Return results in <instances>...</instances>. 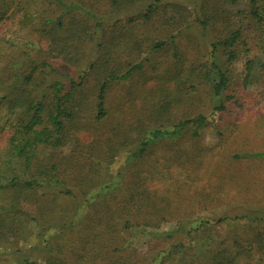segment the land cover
Returning <instances> with one entry per match:
<instances>
[{
    "label": "trees",
    "instance_id": "obj_1",
    "mask_svg": "<svg viewBox=\"0 0 264 264\" xmlns=\"http://www.w3.org/2000/svg\"><path fill=\"white\" fill-rule=\"evenodd\" d=\"M97 1L103 6L95 8L89 0H28L26 6L22 0H0V27L11 34L7 39L0 34V243L15 244L10 237L30 233L40 240L48 264H132L121 254V244L127 232L137 231L164 241L179 235L187 239L140 264H264L262 219L256 248L240 243L235 232L231 239H214L212 224L225 218L193 219L181 204L177 210L168 198L160 203L146 186L152 174L143 169L154 166L158 146L168 141L167 172L171 161L195 164V154L182 143L199 135L207 120L201 114L173 117L174 110L189 105V79L208 85L219 98L216 110L222 111L223 101L231 99L223 93L232 65L244 54L257 53L243 63V86L263 71L264 0H207L189 10V29L212 36L207 55L167 71L164 82L152 85L144 72L150 52L138 58L140 39L133 28L98 36L97 30L104 18L138 3L143 4L140 23L148 22L163 8L160 1ZM22 33L47 47L39 50L43 61L33 57L28 65L20 51L12 57L4 50L18 48L10 38ZM95 40L102 51L89 53L86 67L73 70L75 64H62L60 72L66 75L49 77L56 69L48 61L78 57L79 62L80 54L86 56L85 45ZM165 44L153 40L151 50ZM173 54L178 58L175 44ZM177 76L180 85L174 83ZM117 85L128 98L108 101ZM234 157L264 161L263 153ZM171 219L174 228L159 233L161 223ZM193 221L198 222L194 227ZM25 256L20 255L21 263L33 264Z\"/></svg>",
    "mask_w": 264,
    "mask_h": 264
},
{
    "label": "rangeland",
    "instance_id": "obj_2",
    "mask_svg": "<svg viewBox=\"0 0 264 264\" xmlns=\"http://www.w3.org/2000/svg\"><path fill=\"white\" fill-rule=\"evenodd\" d=\"M159 1L163 8L148 22L140 23L138 17L143 4L138 3L121 15L104 18L101 20L100 29L97 30L98 36L105 31L133 28L134 34L140 39L138 45L142 55L138 58L143 59L150 52L144 68L145 76L152 78L148 85L155 84L156 81L164 82L161 80L163 74L189 66L190 62L194 63V58L195 63L204 60L209 49L208 40L212 39L211 35L202 34L193 26L189 29V10L207 0ZM89 2L95 8L103 6L97 0ZM21 3L26 6L28 0H22ZM4 30L5 27H0V34L6 33ZM10 35L8 32L4 37L7 39ZM171 36L175 38L171 39ZM10 39H13L17 47L19 46L16 49L5 46L4 50H9V54H13L12 57L15 55L14 51H20L19 57H24L28 65L33 62L31 60L33 57H38L39 61L44 60V54L39 53V50H45L47 47L39 44L37 39L28 37L26 33ZM30 40L36 46H33ZM153 40L165 41L166 44L161 50H151ZM99 43L100 41L95 40L85 45L86 56L80 54L79 62L78 57L70 62L65 61L64 57H61V60L59 57L48 61L56 69L49 77L65 76L66 74L60 72L65 64H75L73 70L86 67L91 61L88 54L93 51L95 53L97 49L102 51V47L97 48ZM173 44L177 47L178 58L174 57ZM255 54H257L255 51L244 54L230 67V82L223 96H231V99L223 101L225 110H216L219 98L213 97L208 85L189 79V105L174 110L173 117H193L201 114L207 120V124L198 131L199 135L192 139L189 137V142L182 141V145H186L184 150L191 155L195 154L196 160H193L195 164L171 161L170 172H167L164 148L168 141L158 146L154 166L148 164L143 169L147 176L152 174L151 181L147 182L146 186L157 194L160 203L168 198L171 200V206L177 210L181 204L182 211H188L193 219L225 218L221 223L212 224L210 234L214 239H231L232 233L235 232L240 243L243 245L250 243L256 248L260 243L255 233L260 230L259 225L262 224L259 220L264 221V161L234 157L242 154H264V69L248 86H243L241 81L244 61ZM181 59L183 62L179 63L178 60ZM174 83L180 85L179 76ZM192 90H195L194 95L191 93ZM126 98L127 95L118 85L111 88L108 94V101L112 102H121ZM3 120L4 117L0 116V122ZM66 151L67 149L64 152ZM118 160L123 161V158L120 157ZM109 171L114 174L115 169ZM173 223L172 219L161 223L158 232L161 234L170 232L174 228ZM192 224L194 227L198 222L193 221ZM134 232H127L124 237L126 243L124 245L122 241L121 244V254L129 256L132 264L142 263L159 250L169 247L171 243L177 241L187 243L186 237L182 235L164 241L162 237H142L144 233ZM15 239L10 237V241L14 240L15 244L0 243V264H22L20 257L22 254L33 264H48L45 260V250L40 249V240L36 241L30 233H24ZM256 257H259V254Z\"/></svg>",
    "mask_w": 264,
    "mask_h": 264
}]
</instances>
